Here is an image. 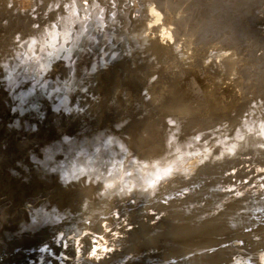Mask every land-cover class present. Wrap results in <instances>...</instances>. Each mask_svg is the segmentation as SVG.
Returning a JSON list of instances; mask_svg holds the SVG:
<instances>
[{
  "label": "bare ground",
  "instance_id": "obj_1",
  "mask_svg": "<svg viewBox=\"0 0 264 264\" xmlns=\"http://www.w3.org/2000/svg\"><path fill=\"white\" fill-rule=\"evenodd\" d=\"M83 1H85L86 4L85 3L82 4L81 2H83ZM253 1L254 0H66V3H67L66 9L68 10V12L65 11L66 12L65 14L63 12L64 15L63 16L61 15V18L59 20L57 18L55 19V21L56 20H58V21H56L55 24L53 25V27H51L52 28L51 32L48 34V37H46L47 40L46 39H44L45 41L43 39H42V41L40 40L42 42V44H40V45H42V46H40L37 49V51H34V49L30 48V50H33V51L32 52L29 51L31 55H28V57H27L28 59H26V60L27 61L28 60L31 61V59H34L35 61L33 63L25 62L27 67L26 68L23 67L22 70H20V71H22V73H19L17 71L16 74H15V77H13L11 75V73H10V75L13 77L12 80L13 79L14 80H17V79L18 80H24V79H26V80L27 79H31L32 80L33 79L34 81H36L37 78L39 77L40 73H41V72L38 71V73L35 74L34 70L36 68H39L40 71H43L45 69V72H46V69L49 68V67L54 69V67L56 68V65L59 64V63H62V62H64V64L67 63L66 59H68L70 56L72 57L73 51L76 49V47L79 44L84 42V40H86V38L87 39L88 38L93 39V38H96V37H97V40H98V38H102V40H103V38H104V40H105V38L106 39L107 38H111L109 40H115L117 37H120V38L125 39V41H129L131 43V45L132 44L134 45V43H133V41H134V42L137 43V45L139 44V46L142 49H144L146 52H148L150 55L156 56L157 57V59H156L157 62L150 63L148 68H147V66H145L146 69H147V70H145L147 72V77H149L150 75H151L150 77H152V75L154 76L155 74H158L159 71H162V70L165 69L166 65L171 70L173 66L171 68L169 67L168 64H169L170 61L174 62L175 65L176 64L179 65L178 68H177L179 70H182V69L185 70V66H186V67H189V68H187L189 70L190 69H194V68L195 69L198 68L197 72H199V70L201 69V71L203 73H201V72L200 73L203 74V75L204 74H209V73L212 74L213 71H215V70L217 71V69H219V68H217L215 66L216 62H215V64L213 63L214 60H213L212 57H214L215 59L217 58V61H218L217 63H220V64H217V66L218 65H222V64L223 65L226 64L228 67H230L226 71L228 73L229 70L233 71V69H234L233 68L234 67V61L237 62L236 59L238 57V56L237 57L235 56L236 55V49L240 48V47H237V45L233 46V45H231L229 43V41L232 40L231 37H235L232 32H235V30H239L240 31V29H236L235 28V27H237V26H235V24H236V22L239 23L240 22L239 19H241L242 17H243V19L247 20V23L243 24V25H248V22H251V20H253V22H254V19H256L255 14L253 13V10H249L250 9L249 7H253V5H254ZM262 1H264V0H262ZM8 3L11 4V6H12V7H10V9H13L14 11L16 10L20 14L19 16L25 15L23 17H26V15L29 16V14H31L33 12L34 5H35V0H7V1L6 0H0V12H2L5 8H7L6 4H8ZM51 4H52V2H51ZM256 5H258L257 2H256ZM25 8H27V9L25 10ZM258 8H259V6H258ZM54 9H56V8H54ZM251 9H254V8H251ZM37 10H39V9L37 8ZM258 10L259 9H257V11ZM263 12L264 11H262L261 13H263ZM134 13H136V16L132 15ZM6 16H8V15H6ZM17 18H19V17H17ZM49 19H51V18H49ZM259 19H260V17H259ZM32 20H33V18H32ZM51 20H53V18ZM30 21L27 24L28 26L31 24ZM45 21L47 22V19L43 20L41 22V24L44 23ZM36 22H38V21H36ZM255 23H257V20L255 21ZM35 24L33 23V25H35ZM38 24H40V21H39ZM39 26L40 25H38L37 27H39ZM257 26H256V28H257ZM37 27H36L37 30H40V31L43 30L44 31V29H38ZM46 27H47V25H46ZM39 28H41V27H39ZM245 30H248V28H246ZM34 31H35V29H34ZM34 31L32 32L31 37H32V35H34L33 34ZM39 33H38V35H39ZM6 36H7V33H6ZM45 36H47V35H45ZM228 37H230V39ZM34 38L35 37H33L32 39L30 38L31 39L30 41L32 42ZM42 38H44V37H42ZM123 39H121V41H123ZM37 41H39V40H37ZM86 42H84V43H86ZM91 42L94 43L93 40ZM99 42H100V44L102 43L101 40ZM118 43H120V42L118 41ZM126 43H128V42H126ZM88 45L90 46L91 44H88ZM88 45H87V47L89 48ZM84 46H85V44H84ZM105 46H106V44H105ZM128 46H130V45H128ZM139 46H137V47H139ZM31 47H33V46H31ZM91 47H93V46H91ZM133 47H135V46H133ZM77 48L79 49V47H77ZM131 48L132 47H130V49ZM118 49H119V47H118ZM93 50H91V51L93 52ZM227 51L231 52V54L229 56H230V58L232 57L233 59L229 60V56L225 57V59H224L223 53L227 52ZM106 52H107V50H106ZM115 52H113V53H115ZM128 52H130V51H128ZM188 52H189V54H188ZM234 52H235V54H234ZM86 53H87V51H86ZM109 53L110 54L107 55L108 57L113 54V53L111 54L110 50H109ZM133 53L135 54V55L133 54V56L137 57V54L135 52H133ZM207 53L210 54V55H208ZM128 54H130V53H128ZM162 54L164 56H167V59L165 60V62L167 64H165V62L162 61L163 59H160L159 61H162L164 65L163 64H161V65L158 64V62H159L158 61V59H159L158 57L162 58V56H160ZM87 55H90V54L87 53L86 56ZM93 55H95V54H93ZM113 55L117 56V54H113ZM113 55L111 56V59L112 58L114 59L115 56H113ZM211 55H214V56H211ZM146 56H148V54H146ZM102 57H105V56L102 55ZM123 57H125V56H123ZM207 57H210L213 60V62H212V60L208 61V62H210V64L208 62H206L207 61ZM99 59L98 60L96 59L97 63H99L98 61H101V59L100 60ZM102 59L104 61V58H102ZM109 59H110V57H109ZM118 59L114 60V61H117V63H119V62L123 63V60L118 62ZM125 59H127V58H125ZM139 59H141V58H139ZM151 59H152V57H151ZM153 59H154V57H153ZM73 60H75V59H73ZM79 60H80V58H79ZM79 60H78V62H80ZM85 60H86V58H85ZM88 60H89V62L91 61L89 58H88ZM136 60H137V58H136ZM238 60L240 61L241 59L239 58ZM153 61H155V60H153ZM70 62H71V60H70ZM78 62H77V64H78ZM82 62H83V60H82ZM85 62L87 63V61H84L83 65L85 64ZM94 62H93V64H95L94 66H97L96 62L95 63ZM106 62L107 61H105L104 63H106ZM110 62H112V60H110ZM72 63H74V62H72ZM72 63H69L70 64L69 67L72 66L71 65ZM91 64H92V61H91ZM91 64H89V65H91ZM110 64L108 62L107 65H110ZM126 64H124V65L130 67V65L132 64V61L130 62V65H126ZM171 64L172 63H170V65ZM139 65H140V63H139ZM177 65H176V67H177ZM242 65H244V64L242 63ZM73 66H72V68H73ZM94 66H92V68ZM238 66H236V68H238ZM59 67H60V65H59ZM105 67H110V66H105ZM143 67H144V64H143ZM176 67H174V68H176ZM15 68H18V67L15 66ZM61 68H62V66H61ZM117 68L120 69V74H122V72L124 73V71H123L124 67H122L120 65V66H117ZM110 69H112V68H110ZM125 69L128 70V68H126V67H125ZM221 69H224V68H221ZM93 70L94 69H92V72H93ZM95 70H96V68H95ZM127 70H125L126 74H127ZM53 71H52V75L53 76L58 73L57 72V73L53 74L55 72V71L54 72ZM90 71H91V69H90ZM171 71H173V70H171ZM12 72H13V70H12ZM43 72L41 73V75L43 74ZM183 73H187V72L185 71ZM188 73H190V72H188ZM222 73H223V70H222ZM240 73H243V72H240ZM8 75H9V73H8ZM10 75H9V77L11 78ZM196 75H198V74H196ZM214 75H215V73H214ZM240 75H242V74H240ZM248 75H250V74H248ZM45 76H47V75H45ZM56 76H59V74L56 75ZM92 76L96 77L95 74L92 75ZM92 76H89V77L92 78ZM114 76H115V74H114ZM123 76H124V74H123ZM172 76H173V74H172ZM210 76H213V75H210ZM81 77H82V75H81ZM216 77H218V76H216ZM227 77H228V75H227ZM41 78H44V77H41ZM88 78H86L87 81H88ZM238 78L239 77L237 76V78H235V79H238ZM124 79H125V77H124ZM201 80H202V78H201ZM225 80H226V78H225ZM87 81H86V83H87ZM92 81H94V79H92ZM175 81L176 80L173 81L175 84H170V86L165 84L164 88L161 91L163 93L164 92L165 93L166 92L167 93L170 92V93L173 94V93H178V91H180V89H184L185 88V86H186L185 84L187 82L184 83V81H183V83H184L183 85H185V86H184V88H181V86H179L178 83H180V81H182V80L178 81L177 84H176ZM199 82H200V80H199ZM234 82H235V80H234ZM238 82H240V81H238ZM200 84H202V82H200ZM235 86H239V90L242 91L241 93H244L243 90H242L244 85H241V82L240 83L236 82L232 87L235 89ZM162 87H159V86H158V88L155 87V90L151 88L154 91V93H153V94H155L154 96L158 95L157 97H159V93L161 92V91H159V89L162 88ZM195 87H198V86L197 85L194 86V89H195ZM213 87H215V86L213 85ZM228 87L230 88L229 92L231 93V96H232V99L230 100L229 103L233 104L235 102L234 104H236V102H237V104H239L238 102H239V100L242 99L243 96L242 95L240 96L241 99H240V97H238V95L236 97V93H235L234 89L232 90L234 92H231V88H232L231 85L228 86ZM78 88H79V86H78ZM94 88H95V86H94ZM94 88H93V90H94ZM201 89L202 88H200V90ZM209 89H208V92H210ZM116 90H117V88H116ZM245 90H246V87H245L244 91ZM153 91H151V93L149 91V93L152 95ZM186 91H188V90L186 89ZM219 91H221V90H219ZM63 92H65V91H63ZM182 93H184V91ZM206 93H207V90H206ZM211 93H214V92H211ZM211 93L206 94L207 96H203V94H205V91L203 90L202 94H200V96L202 95L201 97H199V96L197 97L196 96L200 100V101H198V106L199 107L195 106L196 109L193 108V110L196 111L197 108L198 109L200 108L199 112L202 111V114L204 116H206V115L216 116V115H213L214 112H215V111L213 112V110L215 108L217 109V111L219 109H224L226 107L225 106L226 104L225 105H222L221 103L219 104V102H220V100H218L219 98L218 97H216L217 99L215 97L213 98ZM225 94H226V92H225ZM79 95L81 96V94H79ZM220 95H222V94H220ZM183 96H184V94H183ZM188 96L190 97V95H187V97ZM228 98H227V100H228ZM212 99L215 101V103L212 102ZM185 100H183V101H185ZM176 102H178L179 107L182 108V109L180 111V108H179V112H174L171 115V120L169 119V122L170 121H171L170 123L174 122V124L177 126L178 120H180V118H183V117H185V115H187L186 113L190 109L189 108L190 105L187 106L188 103L186 101L185 102L187 104L184 103L185 104L184 105L182 103V99H180V98ZM192 102L193 101H191V103ZM196 103H195V105H196ZM125 105H126V103H125ZM233 106H237V105H233ZM159 107H161V106H159ZM192 107H193V105H192ZM227 107H229V106H227ZM227 107H226V109H227ZM231 108H232V106L230 107L229 110H231ZM157 109H159V108H156V111H157ZM168 110H171V109H168ZM219 111H218V113H219ZM228 111L226 110L225 113L228 112ZM126 112H127V110H126ZM190 112H191V110H190ZM197 112L198 111H196V113ZM153 113H154V111H153ZM193 113H194V111H193ZM221 113H222V111H221ZM198 115H201V114H198ZM188 116H189V114H188ZM197 117H199V116H197ZM219 118H220V115H219ZM225 118H226V115H225ZM182 120H184V119H182ZM191 121H193V120H191ZM153 122H155V121H153ZM111 123L112 122H110V123L108 122L107 124H111ZM120 124L121 123H119V125ZM161 124H162L161 122H158L157 126H159V127L163 126ZM183 124H185V123H183ZM188 124H189V122H188ZM207 124L205 123L204 125L207 126ZM147 125H148V123H147ZM164 125H167V124H164ZM204 125H203V127H204ZM168 126H169V124H168ZM187 126H186V128H187ZM105 127H107V126H105ZM247 127L250 129L249 126H247ZM123 128H125V126ZM199 128H200V125H198V129ZM115 129H117V126H116ZM152 129H153V127H152ZM187 131H188V129H187ZM262 135H264V134H262ZM247 136H248V134H247ZM247 136H245V137H247ZM235 140H238V138L237 139L235 138ZM250 140H248V141H250ZM260 140H261V138H260ZM260 140H259V142H260ZM195 142H197V140ZM223 142H225V141H223ZM238 142H239V140H238ZM247 142L245 143L246 145H247ZM19 143H21V142H19ZM19 143L17 142L16 144H19ZM261 143H263V141ZM187 144L188 143H186V145ZM254 144H256V143H254ZM254 144L250 143V145H254ZM10 145L8 144V145H4L3 146V145L0 144V197L3 195L1 197L2 199H0V264H96L98 261H99V263H103V264H113V263H115L117 261H122L124 256L126 257V255L128 253H130V252L132 253V252H136V251H146L148 253V251L150 252V250H152V251L153 250H156V251L162 250L164 252H162V253L158 252L156 254L148 253V254L136 255V257H137L136 259H128L126 262L124 261L122 264H182L180 262V260L178 262H176V260H175L173 263L169 262V260L174 258V254H176V255L188 254L191 251L192 252L193 251H198V250H201V249L205 248V245H204V242H203L204 240L212 239V238L209 237L210 235H220V234H226V238L222 239V240H219L217 242L213 241L214 243H210V244L208 242L209 246H211L213 244H215V245L218 244L219 245L222 242L226 243V242H231V241L235 242L236 241L238 243V241L239 242L243 241V242H245L246 245L242 246V247L244 249H248L249 250L248 254L250 256L246 257V258H243L245 256L242 255L243 256L242 257L241 256L242 253L238 252V250L240 248L239 244L236 245V244H231L230 243L229 245H226V246L224 245L222 247H219L218 249H215L213 251V255H204L203 256L201 254L202 255V256L200 255L201 257L192 256V257H194L192 260H187L189 258H187V259L185 258V260H187L188 262L185 263L183 261V263L184 264H225V263L227 264V262L230 260V257L233 255L234 257L241 256L242 258L241 257L240 258H234V260H232L233 262L231 264H264V216H261L259 221L258 220L257 221L256 220L255 221H253V220L252 221H244L243 218H242V215H238V214H240L239 211H238L239 213L236 214V211L239 208H244L246 210H249V212H248V214H249L253 210L258 209L261 206H263V202L256 200L257 197H254V196H249L250 202L247 201V199H248L247 196L244 197L241 200L238 199L235 196L238 195L237 193L239 192V190H238L239 188L236 189L238 191L237 193H236V190H234V189L232 191H228L229 189H231V187L233 185H235V181L236 180H241L242 178L245 177V178H250L249 182L251 184H252V182L254 183V188H255V190L257 192H261L262 187L264 186V177H263V175H264V171H263L264 170V168H263L264 167V151L260 150V149H262V147L259 150L255 149L256 147H258L257 145L254 146V148H252V150H255L259 154H262V157H259V156L256 157V154H255L254 155L255 157L253 159L252 158L251 159L250 158H247V159L246 158H241V159H239L238 156H240V154H241V156H243V155H248L249 153L248 152H247V154L242 153L241 150H240L241 153L239 151H235L236 152L235 153L234 150L232 149L233 152H234V155H235L232 158L230 156H226L224 154H221L219 157L217 156L218 158H216V156L212 157L213 159L210 158L211 159V161L209 160L210 163L209 162L206 163L205 160H204L205 162H203V160L201 158V155H199L196 152L197 150L200 151V149H196V151H191V148H190L189 152H185V151H184L185 153L182 152L183 153L182 154L183 157H181V160L179 161L180 164H183L184 162L188 161L190 163L188 164L186 162L185 165L187 166V164H188V167L190 169H192L193 167L194 168L198 167V170H196L197 172L195 170H193L194 173H192V170H190L188 168H187V170L183 169L182 172H175V171H177V169H175L176 167L170 165L173 168L175 167L174 169L170 168L171 171L175 170V171H173L174 173L170 172V174L167 177L163 176L164 179L161 178L162 176H160L159 180H158V178L156 180L153 179L154 182H156L157 185L161 188V190H163L165 192V194L168 195V198H170L172 196H175V192L178 191L179 188H180L179 191H181L182 189L183 190L187 189V188L194 189L196 192L194 194L190 195V196L188 195V197H189L188 198V200H189L188 203H192V202L199 203L201 200H205L206 198L203 199V194H204L203 191L206 190V188L210 186V187H212V192H211L210 199L206 200L207 203L204 204L203 206L195 207L192 210H188L187 209V210L182 211V212H184V214H181V213H180L181 215L179 214L180 215L179 216L180 219L177 221L178 224H177V226L175 228L173 227L174 229L172 228L173 230L171 229L172 231H170V232L163 233L162 235L159 236L157 227H156L157 231H156V229L154 230L153 228L152 229L154 231H152V230H150L151 229L150 225H152V224L148 223L149 224L148 225V224L144 223L143 221H141L140 222V228L142 229L141 231H139L138 233H133V234L131 233V235L128 238L124 239V240L121 239V238H118V240H116L118 234L126 235V237H127L129 232L118 228L117 227L118 225H122L123 224L122 221L121 220L118 221V218L115 215L114 216H109V214H108L109 212L108 211H110L112 208L115 207V208H117V210H116V212L115 211L114 212L116 214H120V216H124V220H128V221L134 220L137 217L139 218L140 216H144L146 218V216H145L146 214L144 215V213H141L142 208H139L138 210L132 211V210H130V208L132 206H134V205L133 204H129L130 202L129 203L128 202L127 203L123 202V199L128 198V196L129 197L130 196H134V198L137 199V201L138 200L141 201V198H143L142 199L143 201H147V202L151 203L154 198L150 200L149 197H146V196H149V193H146L147 192V188L143 184V183L146 182V180L148 181V179H146L145 182L142 183V185L146 189H143V186L140 185L141 183L140 184L138 183V184L133 185L134 187L132 188L133 190H131V191H130L129 187H128L129 190L126 189L125 191H122V192L118 191L119 192L118 194H117V192L112 191V192H114L113 194H115V195L111 196L110 199L108 198L109 201L108 202L106 201V204L104 203L105 204L104 206H100L99 203H98V207H95V208H100L101 209V212L98 215L91 216L92 214L90 215L86 211H80V212H77V214H81L79 216L77 214L76 215L72 214L73 216L69 215L70 217H68V218H64L62 220H55L54 216H55L56 212L61 213L62 211L66 210V209L69 210L70 208H71V210H73L75 207L79 206V204H82V203L85 204L86 199H84L85 200L84 202H83V200L81 201L83 196L85 197L88 194V197H89V195H91L90 192H88V189L85 188V187H83V189L81 188L80 190L79 189L75 190V189H73L74 188L73 186H72L73 188L71 187V185L68 186V184L71 182V180L77 179L79 176L81 177V175H86L85 178L87 176H91L92 179L95 178V177L96 178H100V176H102L101 178L103 179V177L106 175V173L110 174L112 172V170L114 169V167L115 166L117 167L119 163L117 165H114V167L107 168L108 166L106 167V164L110 163L112 161V159L108 155L107 156L103 155L104 153L103 154L99 153L98 155L97 154L94 155V154H91V153L89 155L87 153H81V154H78V155L76 154L77 156L75 155L76 156L75 158H73L74 156L72 157V161H71V164H70L71 166H69L71 169L68 167L69 171H68L67 177H66V174H65V178L61 179L59 181L60 184H58V183H56V181H53V180L50 179L51 183L52 182L56 183V185L55 184L51 185V183H49V181H47L48 179L46 180V178H45L50 173L49 174L47 173L48 175L45 176V177L41 176L42 177L41 178V177H39L40 175L39 176L34 175L35 174L33 172L34 170H30L29 168L27 170V165L29 163V162H27L28 158H29L28 154L30 152H32V150L34 152V149L37 147V145L34 146V147L33 146H27V145L24 146L23 144H20L21 146L20 145L19 146L15 145V147L14 146H10ZM151 145L149 147V149H151L150 153H156L153 150H155L157 147L155 148L153 146L154 148L153 147L151 148ZM246 145H243V146L245 147ZM250 145H248V146H250ZM125 146H124V148H125ZM262 146H263V144H262ZM41 147H42V145H41ZM241 149H243V148H241ZM156 150H157V153H158V149H156ZM252 150H251V148L248 149V151H252ZM262 150H264V149H262ZM44 151H46V148H45V150H43V152ZM227 151H229V150H227ZM129 152H130V150H129ZM144 152H145V150H144ZM210 152H211V150H210ZM221 152L225 153L226 150L225 151L222 150ZM233 152H231L232 155H233ZM37 153H38V151H37ZM39 153H40V151H39ZM42 153H41V155H42ZM118 153H119V151H118ZM121 153H123V152H120V154ZM134 153H133V155H134ZM136 153H138V152L136 151ZM168 153L169 152H167V153L165 152L164 154L169 156ZM170 153H172V152H170ZM204 153H205V151H204ZM216 153H218V151H216ZM250 153H252V152H250ZM140 154L142 155V153H140ZM140 154H136V155H140ZM159 154H161V153H159ZM72 155H74V154H72ZM116 155L118 156V154H116ZM116 155H114L115 158L117 157ZM123 155L125 157V154H122V155H120L117 158H121V156H122V159L124 160ZM145 156H146V154H145ZM176 156L177 155H175V157ZM250 156H251V154H250ZM138 157H140V156H138ZM148 157L150 158V154H149ZM159 157H155V159L156 158L159 159ZM207 157H208V154H207ZM134 158H135V156H134ZM140 158H142V157H140ZM140 158H139V160H140ZM37 159H40V158H37ZM127 159L125 158V160H126L125 162H127ZM130 159L132 160L133 158H130ZM135 159H137V157ZM135 159L132 160V162L134 161V163H135ZM152 159H154V158H152ZM165 159L166 158H164V161H165ZM67 160H68V156H67ZM109 160H110V162H109ZM169 160H171V159H169ZM169 160H167L168 164L169 163L173 164V162H171V161L169 162ZM35 162H37V161H35ZM129 162H131V161H129ZM139 162H138V164H139ZM167 162H166V164H167ZM134 163L132 165H134ZM68 164H69V162H68ZM140 164H142V161L140 162ZM251 164H253V166H249ZM14 165H16V166H14ZM103 165H105V167H103ZM185 165H183V167ZM201 165H202V167L200 168ZM241 165H243V166L241 167ZM64 166L65 165H63L62 167H64ZM66 166H67V163H66ZM120 166L122 167L123 165L120 163ZM136 166L141 167L140 165H135V167ZM150 166L151 165H149L148 168H150ZM166 166H168V165H166ZM248 166H249L250 170L247 169V172L244 173L243 170L248 168ZM125 167H123V168H125ZM64 168H66V167H64ZM166 168H163V169L165 170ZM180 168H181V166H180ZM180 168H178V169H180ZM188 170H190V171H188ZM62 171H64V169ZM134 171H136V170H134ZM139 171L141 172V170H138V172ZM168 171H169V168H168ZM162 172L164 173L163 170H162ZM65 173H67V171H65ZM139 173L135 172V174H137V175ZM158 173L160 175L162 174L159 171H158ZM158 173H156V176L159 175ZM130 174H131V170H130ZM179 175H181V179H180L181 181H178V182H175V183L172 182L174 176H176L175 178L177 179L179 177ZM204 175H206L205 177L209 178L210 183L207 186H203L202 188H199L198 187V185H199L198 181L194 180L193 177L196 176V177H200V179H202ZM35 176L39 177L38 180L35 179ZM51 176H52V174H51ZM51 176L49 178H51ZM110 176L112 177L111 174H110ZM187 176H188V178H187ZM91 177H87V178L91 179ZM10 178H11V180H9ZM61 178H63V177H61ZM114 178L112 177L111 181L109 180L111 182L110 185L113 183L112 181H114ZM141 178L142 177H140L138 179L140 180ZM171 178H172V180H171ZM88 179L86 181H88V183H89ZM117 179H119V178H117ZM232 179H235V181H232ZM99 180L100 179H98V181ZM104 180H105V177H104ZM123 180H125V179H123ZM139 180H138V182H139ZM164 180L166 181V183L164 182ZM94 181H95V179H94ZM133 181L137 182V179H134ZM246 181H248V180L245 179V182ZM66 182H68V184ZM82 182H84V184H85L84 180H82L80 183H82ZM95 182H97V179H96ZM119 182L121 183L122 181H119ZM154 182L152 183L153 185H154ZM99 183L100 182H98L96 186H100V185H98ZM107 183H106L105 186L109 187L110 185H108ZM156 183H155V186H157ZM242 184H243V182H242ZM72 185H74V184H72ZM85 185L88 186L87 183ZM147 185H149V187H150V184L147 183ZM190 185H193V186L191 187ZM90 186H92V185H90ZM103 186L104 185L101 184V187H103ZM244 186L245 185H241L240 188H243ZM116 187H119V186L116 185ZM122 188H124V186ZM155 189H156V187H155ZM246 189H247V187H246ZM119 190H120V188H119ZM144 190H146V192H143ZM241 190H243V189H241ZM155 191H156L155 193H157V190H155ZM232 192H235L236 195L235 196L232 195L231 194ZM247 192H250V191H247ZM101 193H99V194L101 195ZM108 193H109V190H108ZM96 194H97V192H96ZM181 194H179V196L177 195V197L175 196V198H176L175 200H181ZM259 194H261V193H259ZM102 195H105V194L102 193ZM93 196H95V194H93ZM97 196H98V194H97ZM150 196H154V194H152ZM95 198H97V197H95ZM92 199H94V198H92ZM144 199H146V200H144ZM186 199H187V197H186ZM98 201H100V198H99ZM242 201H245V204L243 206L241 205ZM183 202H186V200H183ZM101 203H102V200H101ZM161 203L160 202H153L151 206L154 207V209L158 213L160 211L164 212V210H168L169 209V205L165 206L164 204H161ZM88 204H89V202L87 203V205ZM94 204L92 206H94ZM134 204H136V203H134ZM134 207L136 208L137 206H134ZM134 207H132V208H134ZM222 207H225V209L223 211L221 209V212H219L216 216H214L212 218H208V217L205 218V217H203L201 215L204 212H207V213L208 212H214V211L216 212L219 208H222ZM89 208H91V207L89 206ZM71 210H69V211L70 212H73V211L75 212V210H73V211H71ZM215 212H214V214H215ZM53 214H54V216H53ZM80 216H82V217H80ZM117 216L119 217V215H117ZM150 219H152V217ZM66 220L69 221V223L72 222V223H70L72 225L68 226L69 224H67ZM85 220H89V222L86 223ZM103 220L107 221V225H102V226L98 225V223H100V221L102 222ZM133 223H134V221H133ZM255 223H258L259 225H261V226H259L260 228H258V230L254 229V228L251 229V227H249L250 225H253ZM71 226H72V228H71ZM108 226H113V228H111V229L114 230V234H109V233H107L105 231V229ZM68 227H70V228H68ZM121 227H125V225H122ZM211 227H215V228H213L211 230ZM64 228L67 229V231L65 230V233L63 232L64 230H62ZM87 230H92L94 233L101 234V237L96 238L93 235H89V237H88V234H87L84 237L82 236L83 238L81 237L79 239H76V237L81 236L80 234L84 233ZM70 232H77V233L74 235L73 238L72 237L65 238V237H67L68 234H70ZM258 232H260V235L262 236V241H256V242L252 241L251 238L256 236V235H258L259 234ZM82 235H84V234H82ZM204 237H207V238L204 239ZM63 238H64V240H63ZM114 243L123 244V245L125 244L126 245L125 253L121 254V255H119V254L117 255V254L113 253L114 255L111 257V259H109V261L105 260V262H102V261L96 259V255H100V256L105 255V253L101 252V247L102 246H104V247L108 246V245L113 246ZM81 245H82V247H81ZM16 248H19V249L15 251ZM193 248H196V249L193 250ZM91 252H93L94 254H89ZM200 252H203V251H200ZM206 253H208V252L206 251ZM57 255H58V257H56ZM245 255H247V254H245ZM61 256H70V259L67 260V259H65V257H61ZM178 257L180 258L181 256H178ZM251 257H253V258H251ZM182 260H184V259L182 258ZM229 262H231V261H229Z\"/></svg>",
  "mask_w": 264,
  "mask_h": 264
},
{
  "label": "rangeland",
  "instance_id": "obj_2",
  "mask_svg": "<svg viewBox=\"0 0 264 264\" xmlns=\"http://www.w3.org/2000/svg\"><path fill=\"white\" fill-rule=\"evenodd\" d=\"M51 2H52V4H51ZM253 2H254V5H253V7H249L250 8L249 10H253V13L255 14L256 19H254V22H253V20H251V22H248V25H243V24L247 23L246 19H243V17L241 19H239L240 22L239 23L236 22V24H235V26H237L238 28L237 27H235V28L236 29H240V31L239 30H235V32H232L235 37H231V39H232L231 41L232 42L229 41V43L231 45H233V46L237 45V47H240L239 49L237 48L238 50L236 49V55L235 56L236 57L240 56L239 58L241 59L239 61L238 60L239 58L237 57V59H236L237 62L234 61V67L233 68L236 71L233 69V71L229 70L228 73H227L226 71L230 67H228L226 64H224V65L222 64L223 66L222 65H218L217 66V64H220V63H217L218 62L217 58L215 59L214 57H212L213 60H214V62H213V60L210 57L214 56V55H211L210 57H207V61L206 60L205 61L208 62V61L212 60V62L214 64L216 62L215 66L217 68H219V69H217V71L216 70L213 71L212 74L209 73L210 75H213V76H210L209 74H204V75L201 74V73H203L201 71V69L199 70V72H197L198 68L197 69L194 68V69H190L189 70V69H187L189 67L185 66V70L184 69H182L183 71L179 70V69H177L179 65L176 64L177 65V67H176L174 62L170 61L168 65H169L170 68L173 66L172 69H171L173 71H171L168 68V66L166 65L164 70L159 71L158 74H155L154 76L152 75V77H150L151 76L150 75L149 76L150 78H149V77H147V72L145 71L147 69H146L145 66H147V68H148L150 63L157 62V60H156L157 57L156 56L150 55L148 52H146L144 49H142L139 46V44L137 45V43L134 42V41H133L134 45L133 44L132 45L135 46V47H133L129 41H125V39L120 38V37H117L115 40H109L111 38H107V39L105 38V40H104V38H103V40H102V38H98V40H97V37H96V38H93V39H91V38L87 39L86 38V40H84V42L87 41L86 43L82 42L81 44H79L77 46V47H79V49L76 47V49L72 53V57L70 56L68 59H66L67 63H65V64H64V62L59 63V64L56 65V68L54 67V69L49 67V68L46 69V72H45V69L43 70L44 71L43 72V71H40L39 68H36L34 70V73L37 74L38 71L41 72V73L43 72V74H42L43 76L40 73L39 77L40 78L44 77V78H41V79L38 77L36 81H34L33 79L32 80L31 79H27V80L26 79H24V80H18V79L14 80L13 79L12 80V78L15 77V74H16L17 71L19 73H22V71H20V70H22L23 67L24 68L27 67L25 62L33 63L35 61L34 59H31V61L30 60H28V61L26 60V59H28L27 58L28 55H31L29 51H31V52L33 51V50H30V48L34 49V51H37V49L40 46H42V45H40V44H42V42H41L42 39L43 40L44 39L47 40L46 37H48V34L51 32V29H52L51 27H53L55 22L58 21L61 18V15L63 16L66 12H68V10L66 9V6H67L66 0H35V5H34V9L35 10L33 9V12L31 14H29V16L26 15L27 18L23 17L25 15L19 16L20 14L16 10L14 11L13 9H10V7H12L11 4H9V3L6 4L7 8H5L2 12H0V62L2 63V64L0 63V144L3 145V146L11 144L10 146H14V147H15V145L19 146L20 144H23L24 146L27 145V146H33V147L37 145V147L35 149L32 147L34 149V152L32 150V152H30L28 154L29 158H28L27 162H29V163L27 165V170H28V168L30 170H34L33 171L35 173L34 175H37V176L40 175L39 177H41V176L45 177V176H47L50 173L47 177H45L46 180L48 179L47 181H49V183H51V180H53V181H56V183L60 184L59 181L61 179L65 178V174H66V177L68 175V171H69V168H70L69 166H71L70 164H71V161H72V157L74 156L73 158H75L78 154H81V153H87L88 155L90 153L94 154V155L95 154L98 155L99 153H101V154L104 153L103 155H106V156L108 155L112 159V161L110 162V160H111L110 159L109 160L110 163L106 164V167L108 166L107 168L114 167V165H117L119 163L118 164L119 167L115 166L114 169H113L114 171L112 170V172L110 173L113 178L115 177L114 181H112L113 185L112 184L110 185V183H111L110 181H111L112 177L108 173H106V175L104 176L105 180H104V177H103V179L101 178L102 176H100V178H96L95 177L93 179H92L91 176H87V177H91V179H88L86 177L89 180L90 184L88 183V181H86L87 180L85 178L86 175H81V177L79 176L78 178L76 177L77 179L71 180V182L69 184H68V182H66L68 184V186H70V185H71V187L73 186L74 188L73 187L72 188L75 189V190L76 189L80 190L81 188L83 189V187L87 188L88 192H90L91 195H89V197H88V194L87 195L85 194L86 196L85 197L83 196L81 201L83 200V202H84L85 201L84 199H86V202L87 203L89 202V204L87 205L86 202H85V204L84 203L79 204V206H77V207H75L73 209V210H75V212L73 210H71V208L69 210H71L73 212H70L67 209H66L67 211L64 210L61 213L56 212L55 216L53 214V216L55 217V220H62L64 218H68V217H70L69 215H72V214L76 215L77 212H80V211H86L90 215L92 214L91 216L98 215L101 212L100 208H95V207H98V203H99L100 206H104L106 204V201L108 202L109 199L111 198V196L115 195V194H113L114 192H117V194H118L120 191L122 192V191H125L126 189L129 190V188H130V191H131V190H133L132 189L134 187L133 185L138 184V183L139 184L141 183L140 185H142V183L145 182L146 179H148V181L146 180V182L143 183L144 186L147 188V192H146V190H144L143 192L149 193V196H146V197H149L150 200L153 199V198L155 200L153 199V201L150 203V202H147V201H143L142 200L143 198H141V201L138 200L139 201L138 202L137 199L134 198V196H130V197L128 196V198L123 199V202H125V203H127V202L129 203L130 202L129 204H133L134 206H137L136 208L134 206H132V207H134V208H132V207L130 208V210H132V211H135V210H138L139 208H142L141 213H144V215L146 214L145 215L146 218L144 216H140L139 218L137 217V218H135L134 220H131V221L124 220V216H120V214H116L115 213L116 210H117V208H115V207L112 208L110 211H108L109 212L108 214H109V216H114L115 215L118 218V221L121 220L122 223H123L122 225H125V227H121L122 225H118L117 226L118 228L129 232L127 237H126V235L118 234L116 240H118V238H121V239L124 240V239L128 238L131 235V233L133 234V233H138L139 231H141L142 230L140 228V222L141 221H143L146 224H148V223L152 224V225H150V228H151L150 230H152V231H154L156 229V227H157L158 235L160 236L163 233L172 231L177 226V224H178L177 221L180 219L179 216L181 214H184V212H182V211L187 210V209L188 210H192L195 207L203 206L204 204L207 203L206 200L210 199V196H211L212 187L209 186V187L206 188V190L203 191L204 192L203 199L206 198L205 200H201L199 203H195V202L188 203V201H189L188 200V198H189L188 195L190 196V195L194 194L196 191L194 189H191V188H187V189H184V190L182 189L181 191H179V189H180L179 188L178 191L175 192V196L177 197V195L179 196V194L182 193L181 194V200H175L176 199L175 196H172V197L168 198V195L165 194V192L163 190H161V188L157 185L156 182H154V180H156L157 178L159 180L160 176H162L161 178L164 179V177L165 176L167 177L170 174V172L174 173L173 171H175V170L171 171L170 168L174 169L176 167L175 169H177V171H175V172H182L183 169L187 170V168L190 169L188 167V164L190 162L186 161L188 163L187 166L185 165L186 162H184L183 164H180V162H179L181 160V157H183V155H182L183 153L189 152L190 148H191V151H196V149H200V151L197 150L196 152L199 155H201V158H202L203 162L206 161V163L209 162V160L211 161V159H213L212 157L216 156V158H218L221 154H224L226 156H230L232 158L233 156H235L234 155L235 151H239L240 153L242 151V153H245V154H247V152L249 153L248 155H243V156H241V154H240V156H238L239 159H241V158H246V159L247 158H250V159L252 158L253 159L255 157L254 156L255 154H256V157H258V156L262 157V154H259L255 150H252V148H254V146L257 145L258 147H256L255 149L259 150L261 147H262V149H264V138H263L264 135H262V134H264V19H263L264 18V12L261 13L262 11H264V9H263L264 8V1H262V0H254ZM256 2H257L258 5H256ZM81 3L82 4H84V3L86 4L85 1H83ZM258 6H259V8H258ZM37 8L39 10H37ZM54 8H56L57 10L54 9ZM251 8H254L255 10L251 9ZM26 9L27 8H25V10ZM257 9H259V10L257 11ZM63 12H64V14H63ZM5 14L8 15V16H6ZM132 15L136 16V13H134ZM17 17H19V18H17ZM259 17H260V19H259ZM32 18H33V20H32ZM49 18H51V19L53 18V20H51ZM56 18L58 20L55 21ZM42 19L43 20L47 19V22L45 21L46 23L45 22L42 23L43 25L41 24V22L43 21ZM28 20L29 21L31 20L30 21L31 24L29 23L30 24L29 26L27 25L28 22H29ZM256 20H257V23H255ZM36 21H38V22H36ZM39 21H40V24H38ZM33 23L34 24L36 23V24L33 25ZM45 24L47 25V27H46ZM38 25H40L39 27H41V28L37 27ZM256 26H257V28H256ZM36 27L38 29H44V31L41 30L42 31L41 32L40 30H37ZM245 27L248 28V30H245L246 29ZM34 29H35V31H34ZM33 31H34V33H33L34 35H32V37H31V34H32ZM6 33H7V36H6ZM38 33H39V35H38ZM45 35H47V36H45ZM33 37H35V38L31 42L30 40ZM42 37H44V38H42ZM228 38L230 39V37H228ZM121 39H123V41H121ZM37 40H39V41H37ZM90 40L91 41L93 40L94 43H92ZM100 40L102 42L101 44L99 42ZM118 41L121 44L118 43ZM126 42H128V43H126ZM104 43L106 44V46H105ZM84 44H85V46H84ZM88 44H91V45L89 46ZM127 44L130 45V46H128ZM87 45L89 46V48L87 47ZM31 46H33V47H31ZM91 46H93V47H91ZM137 46H139V47H137ZM118 47H119V49H118ZM130 47H132V48L130 49ZM90 49L91 50L94 49L93 52ZM85 50L87 51L88 54H90V55H87L88 57L86 56L87 53H86ZM106 50H107V52H106ZM109 50H110L111 54L116 51L113 54H117V56L112 54L113 56H115L114 59L113 58L111 59L112 55L109 56L110 59L107 56V55L110 54ZM128 51H130V52H128ZM133 52H135L137 54V57L133 56V54H134ZM128 53H130V54H128ZM93 54H95V55H93ZM146 54H148V56H146ZM188 54H189V52H188ZM230 54H231L230 51L224 52L223 53L224 59H225V57H228ZM234 54H235V52H234ZM102 55L105 56V57H102ZM208 55H210V54H208ZM123 56H125V57H123ZM160 56H162V58L158 57L159 58L158 61L160 59H163L162 61L165 62V60L167 59V56H164L163 54L160 55ZM151 57H152V59H151ZM153 57H154V59H153ZM79 58H80V60H79ZM85 58H86V60H85ZM88 58L92 61V64H91V61L89 62ZM99 58L101 59V61H98L99 63H97V60ZM102 58H104V61H103ZM125 58H127V59H125ZM136 58H137V60H136ZM139 58H141V59H139ZM73 59H75V60H73ZM117 59H118V62L123 60L124 64L127 63L126 65H130L131 61H132V64L130 65V67L129 66H125L123 63H120V62L117 63V61H114V60H117ZM231 59H233V58L232 57L230 58V56H229V60H231ZM70 60H71V62H70ZM78 60L80 62H78ZM82 60H83V62L87 61V63L85 62V64L83 65ZM110 60H112V62H110ZM126 60L127 61L129 60V61L127 62ZM153 60H155V61H153ZM94 61L96 62L97 66H94L95 65V64H93ZM105 61H107L106 62L107 64H108V62H109V64L110 63L111 64L107 65L106 63H104ZM162 61H159L158 64H160V65L163 64ZM72 62H74V63H72ZM77 62H78V64H77ZM69 63H72L71 64L72 66L74 65L73 68H72V66L69 67L70 66ZM139 63H140V65H139ZM170 63H172V64L170 65ZM208 63L210 64V62H208ZM242 63L244 65H242ZM89 64H91V65H89ZM143 64H144L145 68L143 67ZM165 64H167V63L165 62ZM59 65H60V67H59ZM120 65L122 67H124L123 68L124 73L122 72V74H120V69L117 68V66H120ZM15 66L18 67V68H15ZM61 66H62V68H61ZM92 66H94L96 68V70H95L94 67L92 68ZM105 66H110V67H105ZM236 66H238V68H236ZM125 67L128 68V70L125 69ZM174 67H176V68H174ZM110 68H112V69H110ZM221 68H224V69H221ZM90 69H91V71H90ZM92 69H94L93 72H92ZM124 69L127 70V74H126V71ZM12 70H13V72H12ZM222 70H223L224 74L222 73ZM6 71L9 73V75L11 73V75L13 77L10 75L11 76V78H10ZM52 71L54 72L53 74H55L57 72L58 73L53 76L52 75ZM185 71L187 73H183ZM95 72L96 73L98 72L99 74L98 73L96 74ZM130 72L131 73L133 72L132 74L134 76ZM188 72H190V73H188ZM240 72H243V73H240ZM214 73H215V75H214ZM58 74H59V76H56ZM94 74L96 75V77L92 76ZM114 74H115V76H114ZM123 74H124V76H123ZM172 74H173V76H172ZM196 74H198V75H196ZM240 74H242V75H240ZM248 74H250V75H248ZM45 75H47V76H45ZM81 75H82V77H81ZM227 75H228V77H227ZM89 76H92V78L89 77ZM216 76H218V77H216ZM237 76L239 78L235 79V78H237ZM124 77H125V79L127 81L124 79ZM86 78H88V81H87ZM201 78H202V80H201ZM225 78H226V80H225ZM92 79H94V81L96 83L94 81H92ZM179 79L182 80V81H180ZM174 80H176L175 81L176 84L178 83V81H180V83H178V84H179V86H181V88H184V86L186 85L185 88L184 89H180V91H178V93H173V94L170 93V92L169 93H167V92L163 93L161 90L164 88L165 84L169 85V86H170V84H175L173 82ZM199 80H200V82H202V84H200ZM234 80H235V82H234ZM237 80L241 82V85H244L243 89H242L244 93H241L242 91L239 90V86H235V89L232 87L236 82L240 83ZM86 81H87V83H86ZM183 81H184V83H186V82L187 83L185 85H183L184 84ZM196 85L198 87H195V89H194V86H196ZM213 85L215 87H213ZM230 85L232 87L231 88V92L235 91L236 97H237V95H238V97H240L241 95L243 96L242 99L240 97L241 100H239V102H238L239 104H237V102H236V104H234L235 102L233 104L229 103L230 100L232 99L231 93L229 92L230 88L228 87ZM78 86H79V88H78ZM94 86H95V88H94ZM158 86L159 87L163 86L162 88L159 89V91L162 92V93L161 92L159 93V97H157L158 95L154 96L155 94H153L154 91L152 90V89L155 90V87L158 88ZM245 87H246V90L244 91ZM93 88H94V90H93ZM116 88H117V90H116ZM200 88H202L205 91V94H203V96H207L206 94L214 92V93H211L213 98L214 97L215 98L218 97L219 98L218 100H220L219 104L220 103L222 105L226 104L225 106L226 107L229 106V107H227V109H226V107L224 109H219L220 110V111L218 110L219 113H218L217 109L215 108L213 110V112L215 111L216 113L214 112L213 115H216V116H209V115L204 116L202 114V111L199 112L200 108L199 109L197 108L196 111H198L199 113L198 112L196 113V111L193 110V108L196 109L195 106L199 107L198 106V101H200V100L197 97L198 96L201 97L202 95L200 96V94H202V91H203L202 89L200 90ZM207 88L208 89L210 88L209 89L210 92H208ZM186 89L188 91H186ZM233 89H234V91H232ZM206 90H207V93H206ZM219 90H221V91H219ZM63 91H65V92H63ZM149 91H150V93H151V91H153L152 95L149 93ZM183 91H184V93H182ZM225 92H226V94H225ZM79 94H81V96ZM183 94H184V96H183ZM220 94H222V95H220ZM187 95H190L191 98L189 96L187 97ZM179 98L182 99V103L183 104L184 103L185 104L188 103L187 106L190 105V107H189L190 109L186 113L187 115H185L186 118L185 117L180 118V120H178V122H177L178 124L176 126L174 124V122H172L173 124L170 123L171 121L169 122V119L171 120V115L174 112H179V108L180 107L178 105V102H176V101L179 100ZM227 98H228V100H227ZM183 100H185L187 103L185 101H183ZM191 101H193V102L191 103ZM194 102L195 103L197 102L196 105H195ZM212 102L215 103V101L213 99H212ZM125 103H126V105H125ZM191 104L193 105V107H192ZM230 105L232 106L231 110H229L230 107H231ZM233 105H237V106H233ZM159 106H161V107H159ZM155 107L159 108V109H157L158 112L156 111ZM168 109H171V110H168ZM181 109L182 108H180V111H181ZM126 110H127V112H126ZM190 110H191V112H190ZM226 110L227 111L229 110L228 112H226L227 114L225 113ZM153 111H154L155 114L153 113ZM193 111H194V113H193ZM221 111H222V113H221ZM188 114H189V116H188ZM198 114H201V115H198ZM218 114L220 115V118H219ZM225 115H226V118H225ZM197 116H199V117H197ZM182 119H184V120H182ZM191 120H193V121H191ZM153 121H155V122H153ZM108 122L109 123L112 122L111 123L112 125L113 124L114 125L116 124V125L112 126L111 124H107ZM158 122H161L162 123L161 125H163L164 127L163 126H161V127L157 126ZM182 122L185 123V124H183ZM188 122H189V124H188ZM204 122L206 124L208 123L207 126L204 125L205 124ZM119 123H121L123 126L121 124L119 125ZM147 123H148V125H147ZM164 124H167V125H164ZM168 124H169V126H168ZM198 125H200L199 129H198ZM203 125H204V127H203ZM246 125L249 126L250 129ZM105 126H107V127H105ZM116 126H117V129H115ZM124 126H125V128H123ZM186 126H187V128H186ZM152 127H153V129H152ZM187 129H188V131H187ZM247 134H248V136H247ZM245 136H247V137H245ZM234 137L236 139L238 138L239 142H238V140H235ZM260 138L263 141V143H261L262 141L260 140ZM196 140H197V142H195ZM248 140H250V141H248ZM259 140H260V142H259ZM223 141H225V142H223ZM17 142L18 143L21 142V143L16 144ZM246 142H247V145L245 144ZM186 143H188V144L186 145ZM250 143H252V144L256 143V144L250 145ZM242 144L246 145V146L244 147ZM262 144H263V146H262ZM41 145H42V147H41ZM150 145H151V148L153 146L155 148L157 147L156 149H158V153H157L156 149L153 150L156 153H150V151H151V149H149ZM248 145H250L251 147L248 146ZM124 146H125V148H124ZM249 147L251 148L252 151H248V149H250ZM45 148H46V151L43 152V150H45ZM241 148H243V149H241ZM232 149L234 150V152H233ZM262 149H260V150L264 151ZM129 150H130V152H129ZM144 150H145V152H144ZM210 150H211V152H210ZM222 150L223 151L226 150V152L222 153L221 152ZM227 150H229V151H227ZM37 151H38V153L40 151V153L38 154ZM118 151H119V153H118ZM136 151L138 153H136ZM204 151H205V153H204ZM216 151H218L219 154L216 153ZM120 152H123V153L120 154ZM165 152L166 153L169 152L168 153L169 156L164 154ZM170 152H172V153H170ZM231 152H233V155H232ZM250 152H252V153H250ZM41 153H42V155H41ZM133 153H134V155H133ZM140 153H142V155ZM159 153H161V154H159ZM72 154H74V155H72ZM116 154H118V156ZM122 154H125V157L123 155L124 160L122 159V156H121V158H117V157H119ZM136 154H140V155H136ZM145 154H146V156H145ZM149 154H150V158L151 159L154 158V159L151 160L148 157ZM207 154H208V157H207ZM250 154H251V156H250ZM114 155H116L117 157L115 158ZM175 155H177V156L175 157ZM67 156H68V160L70 159L69 161L67 160ZM134 156H135V158L137 157V159H135ZM138 156H140L142 158H140ZM155 157H159L160 160L158 158L155 159ZM163 157L166 158V159L169 157L167 160L171 159V160H169V162L171 161V162H173V164L172 163L168 164L167 160L165 159V161H164ZM37 158H40V159H37ZM125 158L126 159L128 158L127 162H125L126 161ZM130 158H133L132 160L135 159V163H134V161L132 162V160ZM139 158H140V160H139ZM128 160L131 161L132 163L129 162ZM35 161H37V162H35ZM139 161L140 162L142 161V164H140ZM68 162H69V164H68ZM138 162H139V164H138ZM166 162H167V164H166ZM66 163H67V166H66ZM120 163L123 165L122 167L120 166ZM133 163H134V165H132ZM147 163L149 165H151L154 169L151 166H150V168H148L149 165ZM62 164L65 165L64 167H66V168L62 167L63 166ZM135 165H140L141 167H139V166L135 167ZM166 165H168L169 167L166 166ZM170 165L171 166H175V167L173 168ZM183 165H185V166L183 167ZM14 166H16V165H14ZM180 166H181V168H180ZM242 166L243 165H241V167ZM249 166H253V164H251ZM249 166H248V168L243 170L244 173L247 172V169L250 170ZM61 167L64 169V171H62L63 169ZM103 167H105V165H103ZM123 167H125V168H123ZM162 167L163 168L167 167V168L164 170ZM201 167H202V165L200 166V168ZM168 168H169V171H168ZM178 168H180V169H178ZM193 168L190 169V170H192V173H194L193 170H195V171L198 170V167L194 168V169ZM130 170H131V174H130ZM134 170H136V171H134ZM138 170H141V172L139 171L141 174L138 172ZM162 170L164 171V173L162 172ZM190 170H188V171H190ZM65 171H67V173H65ZM158 171L160 173H162L163 175L162 174L160 175L158 173ZM135 172L139 173V174L137 175V174H135ZM156 173H158L159 175L156 176ZM51 174H52L53 177L51 176ZM50 176H51V178H49ZM205 176L206 175L203 176L204 179L203 178L200 179V177H196V176L193 177L194 180L198 181V183H199L198 187L199 188H202L203 186H207L210 183L209 178H207ZM39 177L35 176V179L38 180ZM61 177H63V178H61ZM116 177L119 178V179H117ZM140 177H142L141 179L143 181L141 179H140L141 181L138 179ZM175 177L176 176H174V178L172 177L173 178L172 182L175 183V182L181 181L180 180L181 179V175H179V177L177 176L178 177L177 179ZM263 177H264V175H263ZM133 178L137 179V182L133 181L134 180ZM172 178H171V180H172ZM187 178H188V176H187ZM94 179H95V181L97 179V182H95ZM98 179H100V180L102 179L103 181L102 180L98 181ZM123 179H125V180H123ZM242 179H241L242 181L241 180H236L235 181V179H232V181H235V185H233L234 187L232 186L231 189H229V190L227 189V190L228 191H232L233 189L236 190L237 188H239L238 189L239 192L236 190V193L238 192L237 194L241 198L238 195L235 196L236 195L235 192H232L231 194L234 195L235 197H237L240 200L247 196L248 197L247 201H249V202H250L249 196L257 197L256 200L263 202V206H261L258 209L253 210L252 211L253 213L250 212L249 214H248L249 210H246L244 208H239L236 211V214H238L240 212V214H238V215H242V218H243L244 221H252V220L253 221H255V220L259 221L261 216H264V191H263L264 190V186L262 187L261 192H257L255 190V188H254V183L252 182V184H251L249 182L250 178H245L244 177ZM245 179L248 180V181L245 182ZM9 180H11V178ZM82 180H84L85 184L87 183L89 187L86 186L84 184V182L80 183ZM138 180H139V182H138ZM119 181H122V182L120 183ZM98 182H100L98 184L100 186H96ZM153 182H154V185L152 184ZM164 182L166 183L165 180H164ZM242 182H243V184H242ZM56 183L52 182L51 185L52 184L56 185ZM106 183L108 185H110V186L109 187L105 186ZM147 183L150 184V187H149V185H147ZM155 183H156L157 186H155ZM72 184H74V185H72ZM101 184H103L105 187L104 186L101 187ZM90 185H92V186H90ZM116 185H118L119 187H116ZM122 185L124 186V188H122L123 187ZM241 185H245V186L243 188H240ZM144 186H143V189H146V188H144ZM190 186L192 187L193 185H190ZM155 187H156V189H155ZM246 187H247V189H246ZM119 188H120V190H119ZM241 189H243V190H241ZM108 190H109V193H108ZM155 190H157V193H155L156 192ZM112 191H114V192H112ZM247 191H250V192H247ZM96 192H97L98 196H97ZM101 192L103 194H105V195H102ZM99 193H101V195ZM259 193H261V194H259ZM93 194H95V196H93ZM152 194H154V196H150ZM1 197H0V199H2ZM91 197L94 198V199H92ZM95 197H97L98 199L95 198ZM105 197L107 199L108 198L109 199L107 200ZM186 197H187V199H186ZM99 198H100V201H98ZM101 200H102L103 204L101 203ZM144 200H146V199H144ZM183 200H186V202H183ZM153 202H160V203L162 202L161 204H164L165 206L169 205V209L168 210H164V212L160 211L158 213L154 209V207L151 206ZM134 203H136L137 205L134 204ZM93 204H94V206H92ZM244 204H245V201H242L241 205L243 206ZM81 206L82 207L84 206V207L82 208ZM89 206L91 208H89ZM221 209L223 211L225 209V207L219 208L216 212L214 211L215 214H214V212H208V213L204 212L201 215L203 217H205V218L206 217L212 218V217L216 216L219 212H221ZM77 215L79 216L81 214H77ZM117 215H119V217ZM80 217H82V216H80ZM151 217H152V219H150ZM133 221H134V223H133ZM85 222L88 223L89 220H85ZM70 223H72V222H70ZM70 223H69V221H67V224H69L68 226L72 225ZM255 224L250 225L249 227H251V229L254 228V229L258 230V228H260L259 226H261V225H259L258 223H255ZM98 225H100V226L107 225V221H105V220H103L102 222L100 221V223H98ZM66 228L62 229V230H64L63 231L64 233H65V230L67 231ZM68 228H70V227H68ZM71 228H72V226H71ZM111 228H113V226H108L105 229V231L107 233H109V234H114V230H112ZM213 228H215V227H211V230ZM157 229H156V231H157ZM76 233L77 232H70L71 235L68 234L67 237H65V238H68V237H72L73 238ZM258 233H259L258 235H256V236L251 238L252 241H255V242L256 241H262V236L260 235V232H258ZM82 234H84V235H82ZM87 234H88V237H89V235H93L96 238L101 237V234L94 233L92 230H87L84 233H81L80 234L81 236L76 237V239H79L82 236L84 237ZM209 237L212 238V239L207 240L206 239L207 237H204V239H206V240L203 241L204 245H205V248H203L201 250H198V251H193V252L191 251L188 254H181V255L174 254V258L169 260V262L173 263L175 260H176V262H178L180 260V262L182 264H184L183 261L186 263V262H188L187 260H192L194 257H201L202 255L203 256L204 255H213V251L215 249H218L219 247H222L224 245L225 246L229 245L230 243L231 244H236V245L239 244L240 248H239L238 252L242 253L241 256L242 255L245 256V257L242 256L243 258H246V257L250 256L248 254L249 250L248 249H244L242 247V246L246 245L245 242H243V241H241V242L238 241V243L236 241L235 242L233 241L234 243L232 241L231 242H226V243L222 242L219 245L216 244L217 246L215 244L209 246L210 243H214L213 241L217 242L219 240L225 239L226 238V234L210 235ZM63 240H64V238H63ZM208 242H209V244H208ZM114 245L113 246L108 245V246H105V247L102 246L101 247V252L105 253V255H103V256L96 255V259L100 260L102 262H105V260L109 261V259H111V257L114 254L121 255V254L125 253V249H126V245L125 244L123 245V244L114 243ZM81 247H82V245H81ZM196 248H193V250H195ZM18 249L19 248H16L15 251L18 250ZM200 251H203V252H200ZM206 251L208 253H206ZM158 252L162 253L164 251H162V250H159V251L150 250V252L148 251V253H154V254H156ZM148 253L146 251H136V252H132V253L130 252V253H128L126 255V257L124 256L122 261H117V262H115L113 264H122L124 261L126 262L128 259H136L137 258L136 255L148 254ZM89 254H94V253L91 252ZM245 254H247L248 256L245 255ZM178 256H181V257L179 258ZM192 256H194V257H192ZM241 256L234 257L232 255L230 257V260H229L231 262L228 261L227 264H231L233 262L232 260H234V258H240ZM56 257H58V255ZM61 257H65V259H67V260L70 259V256H61ZM182 258L184 260H182ZM185 258L186 259L189 258V259L185 260ZM251 258H253V257H251ZM96 264H103V263H99V261H98Z\"/></svg>",
  "mask_w": 264,
  "mask_h": 264
}]
</instances>
